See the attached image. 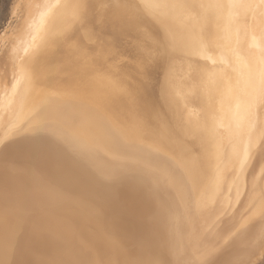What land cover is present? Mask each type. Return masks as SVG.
<instances>
[{
  "label": "bare ground",
  "instance_id": "1",
  "mask_svg": "<svg viewBox=\"0 0 264 264\" xmlns=\"http://www.w3.org/2000/svg\"><path fill=\"white\" fill-rule=\"evenodd\" d=\"M5 18L0 264H264V0H16ZM217 171L231 206L212 225L195 205Z\"/></svg>",
  "mask_w": 264,
  "mask_h": 264
},
{
  "label": "snow or ice",
  "instance_id": "2",
  "mask_svg": "<svg viewBox=\"0 0 264 264\" xmlns=\"http://www.w3.org/2000/svg\"><path fill=\"white\" fill-rule=\"evenodd\" d=\"M53 35H54V38L58 39L62 34L54 33ZM261 143H262V146H264V137L261 138ZM253 147L254 145L251 142L245 144L243 156L238 161L241 169H243L244 166L246 165L252 153ZM225 180H226V174H222L221 171H217L215 181H214L213 195L211 196V198H208V189L206 188L205 191L202 192L201 194V199L197 201L195 205L196 212H199L201 214H208L209 219L212 220V225H215V223L220 219V217L226 214L227 208L231 206L230 204H226V203L223 204L222 208L219 210V214L218 215L216 214V209L214 206L220 202L219 197H220V193L222 190V185L225 182ZM150 264H154V262H150ZM204 264H209V262L206 260ZM233 264H240V262H233Z\"/></svg>",
  "mask_w": 264,
  "mask_h": 264
},
{
  "label": "rangeland",
  "instance_id": "3",
  "mask_svg": "<svg viewBox=\"0 0 264 264\" xmlns=\"http://www.w3.org/2000/svg\"><path fill=\"white\" fill-rule=\"evenodd\" d=\"M16 0H0V22H4L3 25H1L0 23V33L5 34V28L7 27V25L5 26V24H7L6 22V18L3 19L5 16L9 17V9L11 8V6L15 3ZM10 7V8H9ZM8 10L7 13H5ZM2 18V19H1ZM2 20V21H1ZM5 26V28H4ZM0 34V35H3ZM244 264H248V263H244Z\"/></svg>",
  "mask_w": 264,
  "mask_h": 264
}]
</instances>
